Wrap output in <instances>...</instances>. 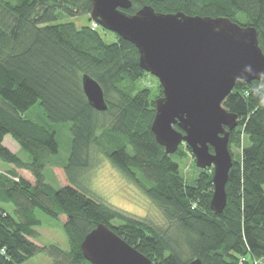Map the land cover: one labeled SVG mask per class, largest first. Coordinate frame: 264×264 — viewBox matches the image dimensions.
<instances>
[{
    "label": "trees",
    "instance_id": "1",
    "mask_svg": "<svg viewBox=\"0 0 264 264\" xmlns=\"http://www.w3.org/2000/svg\"><path fill=\"white\" fill-rule=\"evenodd\" d=\"M131 1L129 13L150 5L158 12L228 17L255 26L264 52V0ZM92 7V0H0V160L13 165L0 172V202L14 205L11 213L0 204V264H25L40 253L53 264H92L81 244L100 223L154 264L195 258L204 264H264V82L238 80L223 102L239 124L230 131L228 202L217 213L211 208L214 168H197L187 178L176 157L191 148L183 143L168 154L159 144L152 123L163 88L133 91L149 74L139 50L117 34L114 42L106 41L101 26L91 25ZM61 13L87 14L90 24L54 23ZM85 74L103 87L106 111L89 103ZM35 105L46 123L26 115ZM59 124L70 126L71 147L68 159L53 165L64 174L55 188L45 172L61 151L52 127ZM9 134L30 161L4 144ZM96 148L158 205L165 224L131 217L85 188ZM37 210L63 222L69 250L35 242L42 224Z\"/></svg>",
    "mask_w": 264,
    "mask_h": 264
},
{
    "label": "water",
    "instance_id": "2",
    "mask_svg": "<svg viewBox=\"0 0 264 264\" xmlns=\"http://www.w3.org/2000/svg\"><path fill=\"white\" fill-rule=\"evenodd\" d=\"M92 4L91 19L134 43L141 67L160 81L163 95L156 100L152 123L157 141L168 154L186 143L199 168H214L211 208L222 213L233 166L230 131L239 124L223 102L238 80L264 82L257 28L228 17L158 12L150 5L129 13L131 0H92ZM82 84L89 103L106 111L109 106L100 83L85 74ZM81 248L92 264H154L104 223L85 236ZM186 264L204 263L195 258Z\"/></svg>",
    "mask_w": 264,
    "mask_h": 264
},
{
    "label": "rangeland",
    "instance_id": "3",
    "mask_svg": "<svg viewBox=\"0 0 264 264\" xmlns=\"http://www.w3.org/2000/svg\"><path fill=\"white\" fill-rule=\"evenodd\" d=\"M65 22H74L78 27H82L90 24V17L87 14L70 16L61 13L59 19L54 23ZM99 31L106 41L114 42L116 40V33L107 31L101 27ZM158 84L160 85L158 78L149 73L134 86L135 88L133 91L136 92L143 87H149L154 90L158 87ZM26 115L46 123V118L39 105H35ZM52 127L57 132L61 151L56 158H53V164H48L46 166L45 174L49 184L55 188H60L62 182H64V174L61 169L54 168L53 165L56 163L62 164L68 159L71 147V131L70 126L67 124H59ZM4 144L25 161L31 160L30 154L23 150L10 134L5 137ZM106 145L110 144L107 142ZM234 153L235 156H238L239 149L234 148ZM92 157V167L88 170L86 178L83 180L85 188L90 190L94 196L120 209L131 217L157 225L165 224L166 221L158 205L116 167L103 151L96 148ZM176 158L180 162L181 171L185 177L191 178L198 173L197 168L199 167L197 166L196 157L192 149L191 152L185 153L183 157ZM12 168L13 165L10 163L0 160L1 173L8 172ZM93 189L96 190L94 191ZM98 192L104 193V196L101 197L98 195ZM0 204L6 207L11 213H14V205L12 203L2 204V202H0ZM37 215L42 220V224L37 227L38 237L35 239V242L41 246L58 245L63 250H69V240L63 222L48 216L40 210H37ZM25 264H53V260L48 255L40 253L29 259Z\"/></svg>",
    "mask_w": 264,
    "mask_h": 264
},
{
    "label": "built area",
    "instance_id": "4",
    "mask_svg": "<svg viewBox=\"0 0 264 264\" xmlns=\"http://www.w3.org/2000/svg\"><path fill=\"white\" fill-rule=\"evenodd\" d=\"M91 25H92L93 28H98V27H100L99 23L96 22V21H94V20H92Z\"/></svg>",
    "mask_w": 264,
    "mask_h": 264
},
{
    "label": "clouds",
    "instance_id": "5",
    "mask_svg": "<svg viewBox=\"0 0 264 264\" xmlns=\"http://www.w3.org/2000/svg\"><path fill=\"white\" fill-rule=\"evenodd\" d=\"M262 103H264V101H262ZM93 190L95 191L96 189H93ZM98 195H100L101 197H103L104 196V193L98 192Z\"/></svg>",
    "mask_w": 264,
    "mask_h": 264
}]
</instances>
